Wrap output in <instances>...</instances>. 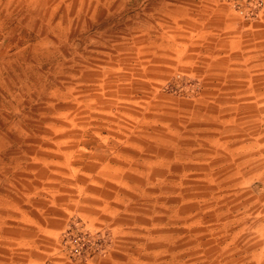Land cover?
I'll use <instances>...</instances> for the list:
<instances>
[{
  "label": "rangeland",
  "instance_id": "1",
  "mask_svg": "<svg viewBox=\"0 0 264 264\" xmlns=\"http://www.w3.org/2000/svg\"><path fill=\"white\" fill-rule=\"evenodd\" d=\"M0 264H264V0H0Z\"/></svg>",
  "mask_w": 264,
  "mask_h": 264
}]
</instances>
